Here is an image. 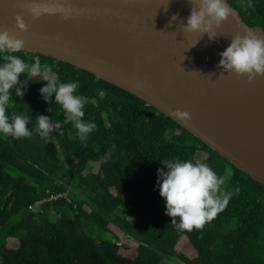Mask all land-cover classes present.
I'll return each mask as SVG.
<instances>
[{"label":"trees","instance_id":"16d2710c","mask_svg":"<svg viewBox=\"0 0 264 264\" xmlns=\"http://www.w3.org/2000/svg\"><path fill=\"white\" fill-rule=\"evenodd\" d=\"M228 2L264 29V0ZM16 55L49 64L61 82L78 81L77 94L89 98L85 119L97 127L83 142L71 123L49 141L0 137V264H264L263 184L128 91L50 56ZM44 83L29 81L22 100L10 90L7 114L26 115L29 128L38 115L63 122L60 106L41 98ZM173 158L231 167L225 190L238 193L201 229L178 231L165 215L157 170ZM53 194L61 196L29 209Z\"/></svg>","mask_w":264,"mask_h":264},{"label":"water","instance_id":"95a60500","mask_svg":"<svg viewBox=\"0 0 264 264\" xmlns=\"http://www.w3.org/2000/svg\"><path fill=\"white\" fill-rule=\"evenodd\" d=\"M33 3L60 10L33 19ZM226 3L215 41L185 30L189 0H0V32L137 96L264 185V76L249 82L217 67L235 34L264 29ZM177 109L191 119L175 118Z\"/></svg>","mask_w":264,"mask_h":264},{"label":"clouds","instance_id":"9594fccd","mask_svg":"<svg viewBox=\"0 0 264 264\" xmlns=\"http://www.w3.org/2000/svg\"><path fill=\"white\" fill-rule=\"evenodd\" d=\"M190 15L184 22L188 32H199L215 41L222 22L231 14L226 0H189ZM33 19L43 13L59 11L58 8L43 7L31 4L27 7ZM177 15L172 20L176 21ZM16 26L21 31H27L23 17H15ZM198 43L195 42L191 47ZM24 49V41L10 36L5 30L0 32V137L13 139L31 138L37 136L44 141L54 140L53 133H62V126L71 123L80 141H86L96 129L93 120L85 119V107L89 98L77 94L78 81L61 82L54 73L52 66L41 63L39 59L28 63L16 55ZM217 67L220 73L233 74L237 78L246 77L249 82L258 76H264V35L254 31L237 33L231 38L229 46L219 53ZM210 75V74H209ZM21 76L24 77L21 80ZM39 78L46 82L40 88L41 98L46 103L58 104L63 111L64 120L53 121L49 116L38 115L32 128V121L23 114H7V105L13 97L10 90L15 89V96L21 100L26 94L29 81ZM54 98V99H53ZM51 108L48 111L51 112ZM174 117L190 120L188 112L177 109ZM111 156L106 153L103 161ZM164 167L157 170V188L159 195L165 201V215L171 217V224L178 231L191 232L201 229L206 222L212 221L221 212L238 189L226 191L224 185L232 175L226 170L223 175L217 174L206 162L200 160H162ZM166 169V170H165ZM178 218V219H177Z\"/></svg>","mask_w":264,"mask_h":264},{"label":"rangeland","instance_id":"374dc122","mask_svg":"<svg viewBox=\"0 0 264 264\" xmlns=\"http://www.w3.org/2000/svg\"><path fill=\"white\" fill-rule=\"evenodd\" d=\"M236 2H238V0H235ZM212 168H213V170L214 171H216L217 172V174H219V175H223L225 172H226V170H230L231 171V167L228 165V164H226V163H224V162H222V161H220V162H217V163H215V164H213V165H210ZM92 168H93V166H92ZM229 180V179H228ZM228 182V181H227ZM227 182H226V184L224 185V188H225V186L227 185ZM35 209H38V210H40V205H36L35 204V201L33 202V208H32V210H35ZM231 221V223H227V225L225 226V230H228V229H230V228H232L234 225H233V221L232 220H230ZM233 222V223H232ZM5 240V238L4 237H2V236H0V244L3 242ZM8 243V245L9 244H11L12 242H7ZM182 244V243H181ZM180 244V245H181ZM186 244H182L180 247L181 248H184V246H185ZM160 264H181L178 260H176L175 258H163L162 260H161V262H160Z\"/></svg>","mask_w":264,"mask_h":264},{"label":"built area","instance_id":"2783aa9c","mask_svg":"<svg viewBox=\"0 0 264 264\" xmlns=\"http://www.w3.org/2000/svg\"><path fill=\"white\" fill-rule=\"evenodd\" d=\"M60 196H61V194H53V195H50V196L47 197V198H42V199H38V200H36V201H35V204L41 206L45 201H49V200H52V199H57V198L60 197ZM28 207H29V209L32 210V208H33V204H30Z\"/></svg>","mask_w":264,"mask_h":264}]
</instances>
